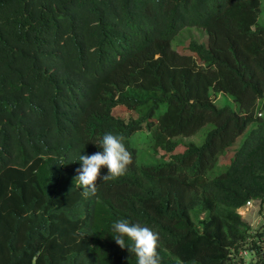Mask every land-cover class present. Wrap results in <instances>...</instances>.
Returning a JSON list of instances; mask_svg holds the SVG:
<instances>
[{
    "label": "trees",
    "instance_id": "1",
    "mask_svg": "<svg viewBox=\"0 0 264 264\" xmlns=\"http://www.w3.org/2000/svg\"><path fill=\"white\" fill-rule=\"evenodd\" d=\"M261 1L0 0V264H137L120 219L159 233L161 264H264L238 212L264 207ZM185 26L206 41L173 48ZM108 132L133 163L86 197L79 157Z\"/></svg>",
    "mask_w": 264,
    "mask_h": 264
},
{
    "label": "clouds",
    "instance_id": "2",
    "mask_svg": "<svg viewBox=\"0 0 264 264\" xmlns=\"http://www.w3.org/2000/svg\"><path fill=\"white\" fill-rule=\"evenodd\" d=\"M124 139L123 135L105 133L102 141L97 144L102 151L79 157L82 163L81 167L76 169L74 182L76 187L82 188L84 196L95 195L98 181L118 178L126 173L128 166L133 163V155L126 148ZM102 167L107 168V175L101 176ZM111 229L116 233L113 235L115 242L122 249L127 248L130 254L135 255L137 264H161L157 251L158 232L139 223H131L127 219L115 221ZM125 237L132 243L126 244Z\"/></svg>",
    "mask_w": 264,
    "mask_h": 264
},
{
    "label": "rangeland",
    "instance_id": "3",
    "mask_svg": "<svg viewBox=\"0 0 264 264\" xmlns=\"http://www.w3.org/2000/svg\"><path fill=\"white\" fill-rule=\"evenodd\" d=\"M258 19L260 22H264V0L261 1V13L258 16ZM191 38H194L200 41H206L207 32L205 28L198 27V26H185L181 28L178 31V33L173 37V39L171 40V45L176 50L181 51L183 50L182 48L185 46L186 42ZM214 101L218 105H221L224 102H232L233 100L229 95L224 96V93H217L216 96L214 97ZM211 127H212V123L207 122L203 126H201V128L198 129L195 133L190 134V135H181L179 137L183 138L184 142L194 141L195 143H201L205 137L206 132ZM245 131L239 134L233 140L232 146H230L229 149L220 156L219 158V160H221L220 164L217 163V165L213 168L214 174L226 168V166L228 165L230 161L231 156L234 153V149L239 145V143L243 139ZM146 152H150L146 154V159L149 158V161L158 159V155L156 154L152 155L151 150L149 151L146 150ZM259 207H262V205L259 206L257 201H253L250 204H246V206H243V208L241 209L238 208V212L240 213L241 218H243V220L248 222L251 226L256 227L264 221L263 220L264 207H262L261 209ZM262 209L263 211H261ZM242 253H245V251L242 250ZM248 258H249V255H246V259Z\"/></svg>",
    "mask_w": 264,
    "mask_h": 264
},
{
    "label": "built area",
    "instance_id": "4",
    "mask_svg": "<svg viewBox=\"0 0 264 264\" xmlns=\"http://www.w3.org/2000/svg\"><path fill=\"white\" fill-rule=\"evenodd\" d=\"M253 201H255V200H247L246 203H245L243 206H246V204H250V203H252ZM257 202H258V201H257ZM243 206H241L240 209L243 208Z\"/></svg>",
    "mask_w": 264,
    "mask_h": 264
}]
</instances>
